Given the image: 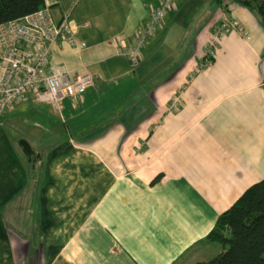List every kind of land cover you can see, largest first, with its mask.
Here are the masks:
<instances>
[{
  "label": "crops",
  "instance_id": "0c3cea01",
  "mask_svg": "<svg viewBox=\"0 0 264 264\" xmlns=\"http://www.w3.org/2000/svg\"><path fill=\"white\" fill-rule=\"evenodd\" d=\"M159 1L44 0L86 42L53 46L50 62L93 84L64 97L60 112L30 98L10 108L29 149L0 130V264L207 261L218 215L264 177L258 16L204 0L181 54L166 31L183 26L192 0H176L135 63L119 50ZM224 17L246 33L226 31L207 57Z\"/></svg>",
  "mask_w": 264,
  "mask_h": 264
},
{
  "label": "built area",
  "instance_id": "2783aa9c",
  "mask_svg": "<svg viewBox=\"0 0 264 264\" xmlns=\"http://www.w3.org/2000/svg\"><path fill=\"white\" fill-rule=\"evenodd\" d=\"M175 4L176 0H160L151 11L149 21L134 33L132 45L121 48L119 53L139 62L145 41L154 34L166 14L174 10ZM229 30L246 33L238 20L224 17L207 45V57L212 56L217 39ZM63 42L80 48L86 46L83 39L77 38L76 28L68 17L55 20L47 6L0 23V114L27 98L47 103L60 112L64 97L81 96L93 84L89 73L70 75L63 66L50 62L52 47ZM178 103L179 98L174 96L169 107L176 109Z\"/></svg>",
  "mask_w": 264,
  "mask_h": 264
},
{
  "label": "trees",
  "instance_id": "16d2710c",
  "mask_svg": "<svg viewBox=\"0 0 264 264\" xmlns=\"http://www.w3.org/2000/svg\"><path fill=\"white\" fill-rule=\"evenodd\" d=\"M236 2L255 13L264 27V0ZM45 6L44 0H0V23L18 19ZM17 144L28 152V142ZM206 238L222 246L207 261L196 264H264V177L246 188L215 221Z\"/></svg>",
  "mask_w": 264,
  "mask_h": 264
},
{
  "label": "rangeland",
  "instance_id": "374dc122",
  "mask_svg": "<svg viewBox=\"0 0 264 264\" xmlns=\"http://www.w3.org/2000/svg\"><path fill=\"white\" fill-rule=\"evenodd\" d=\"M211 1L209 3H205L204 0H192L189 4H186L184 9L182 10L183 12L181 16L184 20L182 22L183 26H179L176 28L174 27L170 30L171 32L166 31V33H169V35L171 34L173 38H177L175 40L177 52L182 54L189 48V43L191 41L194 30L193 26L195 25L194 22L201 15L207 14L205 10L209 5H211ZM112 4L115 5V2L113 1ZM201 6H206V8H202ZM159 64L160 62H158V65ZM15 106L17 105L15 104L14 106H12V109ZM12 109H6L2 114H0V130L5 131L13 138L19 139V108L17 110ZM211 244L213 245H211L212 247H209L208 252L211 255L210 259L216 256L222 249V246L217 242H211Z\"/></svg>",
  "mask_w": 264,
  "mask_h": 264
}]
</instances>
